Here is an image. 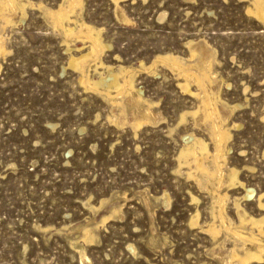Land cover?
I'll return each instance as SVG.
<instances>
[{"label": "rangeland", "instance_id": "1", "mask_svg": "<svg viewBox=\"0 0 264 264\" xmlns=\"http://www.w3.org/2000/svg\"><path fill=\"white\" fill-rule=\"evenodd\" d=\"M62 1L30 0L25 14L7 10L15 24L6 28L12 51L0 55V264H226L231 236L213 239L190 223L196 212L200 225L212 222V186L198 185L187 164L178 170L193 138L213 150L203 112L192 113L200 99L177 71L152 63L171 52L211 64L209 89L231 133L224 178L231 166L243 183L222 187L227 215L238 221L239 198L262 217L264 22L247 12L251 0H83L78 21L101 28L111 44L100 56L105 65L132 67L142 105L153 103L155 123L138 129L131 122L139 111L123 114L118 103L129 95L114 103L70 67L69 56L87 51L89 39L67 37L39 5ZM141 61L152 62L149 71ZM88 73L98 80L108 69L93 65Z\"/></svg>", "mask_w": 264, "mask_h": 264}, {"label": "bare ground", "instance_id": "2", "mask_svg": "<svg viewBox=\"0 0 264 264\" xmlns=\"http://www.w3.org/2000/svg\"><path fill=\"white\" fill-rule=\"evenodd\" d=\"M114 1L118 3L119 0ZM30 3V0H0L1 56H7V54L12 51L6 46V38H8L6 28L8 26H13L15 21L12 14L7 13V10L13 12L20 10L22 14H25L27 5ZM39 5L45 9L46 14L49 16V19L52 20L54 27L61 29L67 37L75 36L77 38L89 39L90 44L87 51L78 49L77 53H72L69 56L70 67L81 71V83H83L86 88L91 89H99V86H102V88L104 87L106 90L105 95L109 97V100L112 99L114 103L118 102L116 101L117 96H120L121 94L124 95L125 93L129 95L126 103H123V101L118 103L122 105V113H125L126 108H130L133 111H139L136 113H140V115L135 117L131 122L134 128L138 129L145 125L155 123L154 111L152 108L153 105H151L152 102L147 103L148 106L142 105V102H147V99L143 97L141 90L136 88V85L134 84L135 76L130 74L134 69H131V66H129L131 68H128L127 66L124 67L121 65L119 71H115L112 67L105 65V62L100 56L103 49L107 46L110 47L111 44H105L104 41L101 40V28H96L89 23H80L78 21L77 9H80L83 5V0H63L56 8L47 7L41 3ZM247 12L258 20L264 22V0H251V4L247 7ZM192 46L190 48L191 56H189L191 58L197 54L196 46ZM204 51L207 52L206 49H203L202 52L204 53ZM204 58H206V56ZM205 61L206 60H204V62ZM156 62H161L177 71L178 75L184 78V83H182L183 89L188 93L196 95L200 99L201 105L192 113L196 115L200 111L203 112V119L213 142V150L211 151L203 139L193 138V142L184 146L179 153L178 170L180 171L181 167L184 164H187L189 166L188 176L193 177L201 187H207L208 184L211 185L213 191V203L211 206L212 222L208 223L207 226L200 225L198 220L199 213L196 212V214L194 213L192 215L190 222L191 225H199L200 229L208 232L213 239H217L221 233H224L226 237L231 236L233 244L229 250V260L227 259L228 261H225L226 264H252L254 262H264V215L257 218L249 214L239 202V198L235 199V209L238 215V221H234L226 212V199H228V192L223 190L222 187L224 186L230 189L232 188L231 186L238 184V182L240 184L243 183L239 181L238 170L231 168V166L230 168L227 167L228 179L224 178V168L226 167L225 155L227 154L225 153L227 146L226 142L231 136V133L226 119L227 116L224 115V113L222 114L218 108V97L216 96L218 92L214 91L216 92L215 94L209 89L210 86L208 84L215 81V73L212 71L211 64L205 62L199 65V63H192V61H187L183 57L181 58L171 52H166L155 56L153 63L150 62V65L141 61L139 68H142L141 70L147 69L149 71L152 64L155 65ZM93 65L95 71L100 67H107V75L105 76L103 75L104 73H99L100 77L98 80L91 78L88 71ZM135 72L133 73L136 74ZM121 74H124L122 79L120 77ZM192 83L197 86L196 91L191 88ZM112 88L116 89L117 94H112ZM185 118L186 112L182 114L181 120H184ZM252 190L254 191V189ZM252 190H250V188L246 189L243 198L247 200V198L251 196ZM261 196L258 198V206L260 209L264 210V203Z\"/></svg>", "mask_w": 264, "mask_h": 264}]
</instances>
